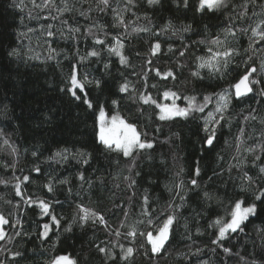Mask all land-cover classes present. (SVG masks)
<instances>
[{"label": "trees", "instance_id": "1", "mask_svg": "<svg viewBox=\"0 0 264 264\" xmlns=\"http://www.w3.org/2000/svg\"><path fill=\"white\" fill-rule=\"evenodd\" d=\"M244 3L229 0L227 8L201 12L199 0H188V7L181 0H161L153 6L136 0L134 7L126 0H111V7L101 12L95 0H68L72 11L61 15L56 8L35 7L32 0H0V215L9 221L3 226L6 238L0 240L2 264H52L60 256H69L76 264H250L253 259L264 264V197L255 199L264 190V174L259 171L264 165V95L259 94L264 89V41L254 44L255 53L249 48L258 39L252 37V29L264 19V9L249 4L247 18L230 19L242 11ZM55 5L62 8V0H55ZM90 6L87 18L80 15ZM117 13L125 25L118 24ZM56 16L59 19H53ZM63 20L80 27V32L69 33ZM169 22L171 28L162 31ZM186 25L192 26L191 31L182 30ZM145 27L149 31H133ZM89 28L92 34L86 35ZM229 29L236 35H230ZM48 31L55 35L49 37ZM116 37L124 44L127 67L108 51ZM95 38L104 44H95ZM217 38L221 43L212 44ZM156 43L161 47L152 55ZM13 49L17 55L9 54ZM92 50L100 55L87 56ZM224 51L232 55L213 60L215 67H200V57L208 60L214 52ZM80 57L87 58L79 62ZM105 63L110 65L107 70ZM74 64L78 78L87 75L103 82V91L94 86L87 89L93 103L102 104L109 116L119 115L134 124L142 140L153 143L152 149L134 151L133 157L125 158L98 143V110L94 113L61 91ZM251 67L257 72L250 79L260 83L251 85L250 96L236 100L232 85ZM156 70H171L175 79H162ZM124 83L129 84L127 92L120 91ZM225 89L230 98L220 113L216 109ZM165 91L177 94L181 108L195 97V105H204V111L187 119L161 121L159 108L139 97L150 95L163 105L170 102L164 99ZM209 113L218 124L209 120ZM206 120L209 128H216L211 148L204 144ZM64 149L68 150L66 161L51 159ZM77 153L90 154L89 162L80 163ZM256 155L261 159L254 162ZM245 173L254 183L245 180ZM125 177L136 181L134 189ZM192 179L199 187L193 188ZM177 192L185 196L183 201ZM144 195L149 197L147 205ZM40 201L49 205V214L42 212ZM236 201L244 206L255 203L257 210L242 224L243 232L230 233L221 241L232 250L226 254L212 243L219 229L215 221L230 220ZM78 206L103 215L108 227L81 220ZM145 209L150 215L142 214ZM169 215L175 217L169 240L160 254L153 255L140 233L156 235L155 229ZM45 223L50 228L47 237L42 236ZM131 231L136 235H128ZM97 245L117 259H108ZM121 246L134 249L128 261L121 258ZM15 253L20 255L13 259Z\"/></svg>", "mask_w": 264, "mask_h": 264}, {"label": "snow or ice", "instance_id": "2", "mask_svg": "<svg viewBox=\"0 0 264 264\" xmlns=\"http://www.w3.org/2000/svg\"><path fill=\"white\" fill-rule=\"evenodd\" d=\"M15 2V0H14ZM81 2L86 3L87 0H81ZM161 0H147V4L149 6L153 5H158L160 4ZM183 3L184 7H188V0H181ZM32 3L35 7L37 8H44V7H49V8H56V11L60 13L61 15L64 12H70L72 11V7L69 6L68 0H62L63 7H56L55 5V0H43V3L37 4L36 0H32ZM95 3L97 5V10L103 12L111 7V0H95ZM127 5L130 6H135L136 0H126ZM251 4L253 7H260L264 9V0H260L258 3V0H245V3L241 6L242 11L238 13L235 17H230L232 20H244L245 18L248 17V5ZM229 5V0H199L198 4V11L203 12L205 9L208 11H218L224 8H227ZM179 6V5H178ZM125 11L128 10V8L124 9ZM88 11H91V6L87 11L81 10L80 15L84 17H88ZM113 11H116V9H113ZM234 11V9H233ZM147 19V17H145ZM53 19H59V16L53 17ZM116 21L118 22L119 25L123 26L125 25V21L123 17L117 13L116 16ZM63 24L68 25L67 20L62 21ZM171 22L167 26H165L162 31H167L169 28H171ZM49 28H51V25H49ZM192 26L191 25H186L182 29L184 32L191 31ZM29 31H32V29H29ZM133 31L135 32H147L149 31L148 28H134ZM240 31L242 32H247L248 29L246 28H241ZM68 32L69 33H79L80 32V27H72L71 25H68ZM61 36L64 35L63 31H61ZM92 34V29L89 28L87 29L86 35H91ZM175 34V33H174ZM229 34L232 36H235L236 33L233 32L231 29H229ZM47 35L49 37L54 36L55 34L52 31H48ZM252 37L258 38L253 41V43H250L249 48L252 50L254 53L258 51L257 49L254 48V44H259L261 41H264V19L260 21V23L252 29ZM72 39H75V36L71 37ZM115 39V45L114 46H109L108 51L111 54H115L120 58V63L122 66H129V61L128 58L123 54L122 49L124 48V44L122 40L119 37L114 38ZM95 44L103 45L104 41L95 38L94 40ZM212 44H220L221 41L219 38L216 40H213L211 42ZM161 45L159 43H156L153 48H152V55H156L157 51L160 49ZM187 46H185L186 48ZM171 51V48L169 49ZM53 51H55L53 49ZM211 51V49H209ZM10 55H17L16 50L13 49ZM185 54L184 51L180 52V55L183 56ZM100 55V52L98 50H92L87 53V56L91 57H98ZM232 55V52L230 51H224V52H214L212 57H210L208 60H205L203 57H200L201 64L200 67H215V64H213V60H216L217 58L223 56L225 58H228ZM87 57H80L79 62H83ZM249 59L251 60L252 57L250 56ZM148 63H151V61H148ZM225 63H227V59H225ZM110 67L108 63L104 64V68L107 70ZM261 68L264 69V61L261 62ZM219 70V69H217ZM257 72V68L251 67L246 74H244L238 82H236L232 87L235 89V98L239 99L242 98L249 93L253 91V88L251 85L259 84L260 81L256 79H250L252 77L253 73ZM156 75L160 76L162 79H168L171 77L172 79H175V75L173 71L169 70L166 73H161L160 70H156ZM193 75H198V73H194ZM103 82L100 79H89L87 75H85L82 78H78V70L77 66L74 64L72 66V71L68 77L67 81V86L62 88L61 91L65 92L66 94H69L71 98L79 103H82L83 105H86L87 109L93 110L95 113L98 110V115H96V126L98 128V131L96 133L97 136V141L100 145H102L106 150L112 152H118L122 153V155L125 158L133 157L134 151L137 153L141 150L145 149H152L154 147L153 143L148 140H142L141 139V133L137 131V128L134 124L127 122L124 118L120 117L119 115H113L110 118L105 112L104 106L97 102L96 104L93 103L92 99L89 96V93L87 89L89 87L94 86L96 89H99L100 91H103ZM155 87V85H153ZM129 90V84L124 83L120 87L121 92H127ZM260 95H264V89L260 90ZM164 99H170L172 98L173 102L172 104L169 105H162L157 103L150 95H140L139 99L144 103H152L155 104L157 108H159V119L161 121H167L174 119L176 117H181L187 119L190 115H192L194 112H203L204 111V105H195V97L188 98V106L181 108L176 105L175 99L179 98L177 97V94L175 92L171 91H165L163 93ZM209 97H205V100L207 101ZM220 100L223 101V103L217 107L216 111L222 113L223 109L228 107V90L225 89L224 92L220 94ZM112 103L115 105L117 101L113 100ZM255 119V117H252ZM224 117L223 115L220 116V120H223ZM247 119V117H246ZM209 120H213L214 123L218 124L219 121L213 117L211 113H209ZM204 131L207 133L204 144L211 148L213 146V142L216 138V128L211 127L209 128L208 121H205V127ZM146 135V134H145ZM249 152H254L255 149L249 148ZM68 150H58L51 159L55 160L57 158H60L61 161H66L68 159L67 155ZM35 155V153H33ZM77 155L80 157L79 162L82 164H87L89 162L90 154L87 153H77ZM261 157L259 155H256L254 157V162L259 161ZM134 158H133V164H134ZM243 163V161H241ZM37 173L40 172V169L37 167L35 169ZM260 173L264 174V165L259 167ZM136 175H140L139 172L136 173ZM195 175L199 176L200 175V169L199 167L196 168L195 170ZM244 178L248 183H254L253 178L251 176H248L247 173L244 174ZM25 181L28 180V177L23 178ZM79 179L83 181L85 179L83 174L79 175ZM126 180H129V187L134 189L136 186V181L134 179H130L129 177H125ZM59 183H68L67 180H61ZM191 185L193 188L199 187L198 182L196 179H192L190 181ZM90 184V182H89ZM48 190L51 192L53 191V186L49 184ZM181 191H182V186H181ZM16 192L17 195L21 194L20 191V185H16ZM176 195L180 196V199L183 201L185 199V196L181 194V192H177ZM204 197L206 199H210L211 195L208 192L204 193ZM262 197H264V190H259L257 194L255 195L256 200H261ZM149 197L147 195H144L143 197V203L145 205L148 204ZM244 202L243 201H236L234 203V207L230 212V220L227 222H223L221 220L215 221L216 225H219L218 229V235L217 238L212 241L213 244H216L218 247H221L223 252L226 254H232V250L229 247L224 246L221 241L225 240L228 238V235L230 233H236L238 231L243 232V228L241 227L242 224L249 218L250 215H255L257 206L255 203L243 206ZM39 207L41 208L42 212L47 215L49 214V205L44 202L40 201ZM79 207V206H78ZM80 213L82 215L80 216V219L83 221H88L92 220L93 223H96L99 221L101 225H104L105 227H108L107 221L105 220V217L101 214H98L94 211H91L90 209L84 208V207H79ZM143 215H150V213L145 209L142 212ZM125 217H127L128 213H124ZM52 220L54 223L57 225L59 224V221L55 216L52 217ZM175 221V217L173 215H169L165 221H163L162 226H158L155 231L156 235H153L152 231H148L146 233H140V235L146 236L147 243L151 245L150 252L153 255H158L161 253L162 250L165 248V244L169 240L170 236V230L171 226L173 225ZM9 221L4 218L2 215H0V240H4L6 238V233L3 229V226L8 224ZM19 224V221H17ZM151 224V221H149ZM123 226V224L121 225ZM43 233L42 236L47 237V234L50 230L49 225L45 223L43 225ZM70 230V229H69ZM19 235V233H17ZM115 235L119 237L121 233L117 230L115 232ZM128 235L135 236L136 232L131 231L128 233ZM97 250L104 254L108 259L110 260H116L117 257L113 256L109 253L108 249L105 247H101L100 245H97ZM121 250L123 252V256L121 257L123 260L128 261L130 258L133 257L134 255V249L132 247H128L126 250L123 249L121 246ZM20 255V253H15L13 256V259L15 256ZM243 259V258H242ZM2 264V262H0ZM52 264H76L74 260H72L68 256H60L56 258ZM250 264H257V261L253 259Z\"/></svg>", "mask_w": 264, "mask_h": 264}, {"label": "rangeland", "instance_id": "3", "mask_svg": "<svg viewBox=\"0 0 264 264\" xmlns=\"http://www.w3.org/2000/svg\"><path fill=\"white\" fill-rule=\"evenodd\" d=\"M229 98H230V97H229V95H228V100H229ZM168 100H170V102H168V103L166 102V103H164L163 105H169V106H170V105L172 104L173 100H172V98H170V99H168ZM175 103H176V105L178 104V100H177V99H175ZM219 103H220V105L223 103V101H221L220 98H219ZM177 106H178V105H177ZM106 114H107V113H106ZM107 115H108V114H107ZM108 117L110 118L111 116L108 115ZM120 117H121V116H120ZM141 139H142V138H141ZM243 206H244V205H243ZM250 216H251V215H250ZM68 257H69V256H68Z\"/></svg>", "mask_w": 264, "mask_h": 264}, {"label": "water", "instance_id": "4", "mask_svg": "<svg viewBox=\"0 0 264 264\" xmlns=\"http://www.w3.org/2000/svg\"><path fill=\"white\" fill-rule=\"evenodd\" d=\"M233 91H234V93H235V89H234V88H233ZM252 92H253V91H252ZM252 92L249 93L248 95L242 97V98H239V99L235 98V99H236V100H241V99H243V98H246V97L250 96V95L252 94ZM234 97H235V95H234Z\"/></svg>", "mask_w": 264, "mask_h": 264}]
</instances>
